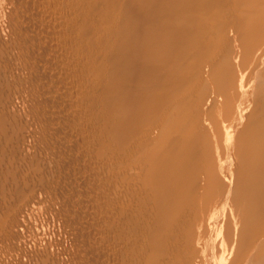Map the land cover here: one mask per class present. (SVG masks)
<instances>
[{"label":"bare ground","instance_id":"bare-ground-1","mask_svg":"<svg viewBox=\"0 0 264 264\" xmlns=\"http://www.w3.org/2000/svg\"><path fill=\"white\" fill-rule=\"evenodd\" d=\"M0 18V264H264V0Z\"/></svg>","mask_w":264,"mask_h":264},{"label":"rangeland","instance_id":"rangeland-1","mask_svg":"<svg viewBox=\"0 0 264 264\" xmlns=\"http://www.w3.org/2000/svg\"><path fill=\"white\" fill-rule=\"evenodd\" d=\"M0 19H1V18H0ZM0 22H1V24H2V20H0ZM1 24H0V25H1ZM39 220H42V217H41V218H39Z\"/></svg>","mask_w":264,"mask_h":264}]
</instances>
